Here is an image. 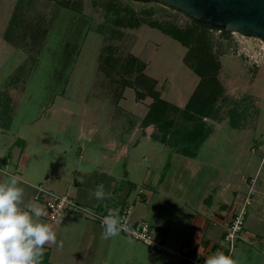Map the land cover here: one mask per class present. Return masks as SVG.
<instances>
[{
    "label": "rangeland",
    "instance_id": "rangeland-1",
    "mask_svg": "<svg viewBox=\"0 0 264 264\" xmlns=\"http://www.w3.org/2000/svg\"><path fill=\"white\" fill-rule=\"evenodd\" d=\"M74 1L80 3L76 12L48 0H0V113L12 116L6 122L12 139L19 130L24 135L34 128L49 130L56 134L48 141L55 156L66 151L65 159L74 166L110 168L121 186L128 173L134 184L130 206L148 189L147 177L159 183L183 159L177 150L186 146L184 135L194 123L172 113L175 124L163 144L157 126L142 125L152 98L136 99V91L148 92L135 79L151 78L161 99L183 108L199 77L189 66L187 49L159 30L146 24L131 29L134 20L109 17L104 5ZM120 7L122 15L144 22L179 28L191 24L185 15L160 3L125 2ZM212 38L224 95L204 121L215 136L189 151L218 164L220 160L211 157L213 140L223 135L220 131L237 129L242 136L238 133L236 139L244 140L245 154L254 161L253 177L259 180L264 163L260 165L259 153L251 149L264 142V63L251 66L227 51L230 41L216 34ZM126 81L129 86L123 85ZM8 87L17 90L13 102ZM80 131L87 137L78 139ZM32 144L31 149L43 156L41 145Z\"/></svg>",
    "mask_w": 264,
    "mask_h": 264
},
{
    "label": "crops",
    "instance_id": "crops-1",
    "mask_svg": "<svg viewBox=\"0 0 264 264\" xmlns=\"http://www.w3.org/2000/svg\"><path fill=\"white\" fill-rule=\"evenodd\" d=\"M8 88L7 95L13 102L17 90ZM11 119V114L0 113V179L17 176L25 203L38 205L45 213L48 196L41 189L51 194L62 192L59 196L67 195L107 214L110 208L120 214L128 206L134 187L128 173L126 185L121 186L110 168L94 164L74 166L65 159L66 151L55 156L48 141L55 139L56 134L49 130L34 128L30 135L19 130L14 135L17 139H12L6 123ZM238 133L242 136L237 129L220 131L221 136L216 134L211 157L220 160L218 164L200 160L198 155L182 156L159 183L147 177L148 189L131 202L128 221H146L153 239L166 252H155L120 232L104 239L102 226L74 214L50 222L45 213L41 219L52 227L57 243L45 245L43 253H48L51 264H204L205 258L217 252L230 256L235 264H264V173L257 179L241 238L230 253L222 241L233 210L247 190V181L254 175V161L245 154L244 140L236 139ZM214 134L213 130L208 137ZM85 137L80 131L78 139ZM32 143L41 145L44 157L39 150L31 149ZM99 185L110 193L109 198L98 201L90 195Z\"/></svg>",
    "mask_w": 264,
    "mask_h": 264
},
{
    "label": "trees",
    "instance_id": "trees-1",
    "mask_svg": "<svg viewBox=\"0 0 264 264\" xmlns=\"http://www.w3.org/2000/svg\"><path fill=\"white\" fill-rule=\"evenodd\" d=\"M48 1H53L56 5L65 9H70L74 12H76L78 7H80V3L74 0ZM90 1L91 6L94 7L103 5L106 6V10L108 12L107 16L109 17L110 15H112V18L115 19L126 18L132 21L134 20V22L130 26H128L131 29L138 28L142 24H146L151 28L159 30L162 34L172 38L187 49L186 57L187 60L189 59V66L199 77V82L183 108L176 107L161 99L159 92L153 90L154 80H152L151 78L146 77V79L144 78L141 81H138V79L141 78L140 76L138 79H135L134 83L136 85L142 84L141 87L145 88V90H147L148 92L147 94H145L143 91H136L137 100H142L145 96H150L152 98V102L148 105V110L142 119V125L144 127H147L149 125L157 126L162 132L159 140L163 144L166 143L169 131L175 124L174 120L170 118V115L172 113L179 114L182 120H184L185 122H194L193 127L184 135L186 146L181 148L180 150H177V153L181 154L182 156L192 158L195 155V152L189 151V147L197 149L208 137L210 131L206 127L204 121L214 114L217 101L224 95L223 87L218 79L220 64L218 62L216 54L213 51V42L211 40L212 36L210 33L212 30L219 29L212 28L207 24H199L190 19L181 11L172 7L170 8L178 11L179 13H182L187 18H189L191 24L179 28L173 24L144 22L138 18H135L131 14L122 15L120 9V5L122 3L120 2V0ZM128 1H137L140 3H160L155 0ZM227 33H229V31L222 30L223 35H226ZM193 58L194 60H192ZM126 82L127 83L123 85L129 86L130 81ZM145 82L146 84H144ZM41 264H51L49 262L48 253H43Z\"/></svg>",
    "mask_w": 264,
    "mask_h": 264
},
{
    "label": "clouds",
    "instance_id": "clouds-1",
    "mask_svg": "<svg viewBox=\"0 0 264 264\" xmlns=\"http://www.w3.org/2000/svg\"><path fill=\"white\" fill-rule=\"evenodd\" d=\"M20 183L15 175L0 179V264H41L45 245L56 244L57 237L52 227L41 219L44 211L38 205L24 202V189ZM90 195L98 201L110 197L103 185ZM102 226L104 239L119 234L121 222L117 209H108ZM204 264L235 262L223 252H217L205 258Z\"/></svg>",
    "mask_w": 264,
    "mask_h": 264
},
{
    "label": "built area",
    "instance_id": "built-area-1",
    "mask_svg": "<svg viewBox=\"0 0 264 264\" xmlns=\"http://www.w3.org/2000/svg\"><path fill=\"white\" fill-rule=\"evenodd\" d=\"M210 33L212 36L216 34L217 37H221L222 39L225 38V42L230 41V49L227 51L238 55L251 66H258L261 63H264V43L262 41L252 38H244L231 31H229V35H223L222 30L220 29L212 30ZM251 151L252 153H259L260 163L262 165L264 163V142L253 147ZM256 184L257 176L252 177L247 181V191L242 196L241 201L235 206L232 218L223 233L222 241L226 244L229 253L234 249L236 242L241 238L247 211L251 205L252 197L255 194ZM39 190L48 196L45 203V213L46 218L50 222H57L63 216L70 213L102 226L103 218L107 213L83 206L67 195L59 196L47 193L41 189ZM142 193L143 191H140L139 194ZM130 210L131 207L126 206L120 212L119 218L121 227L119 232L135 241L141 242L155 252H166L165 247L153 239L150 232V226L146 221L141 220L134 223L128 221Z\"/></svg>",
    "mask_w": 264,
    "mask_h": 264
},
{
    "label": "water",
    "instance_id": "water-1",
    "mask_svg": "<svg viewBox=\"0 0 264 264\" xmlns=\"http://www.w3.org/2000/svg\"><path fill=\"white\" fill-rule=\"evenodd\" d=\"M199 24L264 43V0H155Z\"/></svg>",
    "mask_w": 264,
    "mask_h": 264
},
{
    "label": "flooded vegetation",
    "instance_id": "flooded-vegetation-1",
    "mask_svg": "<svg viewBox=\"0 0 264 264\" xmlns=\"http://www.w3.org/2000/svg\"><path fill=\"white\" fill-rule=\"evenodd\" d=\"M125 1H126V2H129L128 0H120L121 3H123V2L125 3ZM129 3H140V2H137V1H130Z\"/></svg>",
    "mask_w": 264,
    "mask_h": 264
}]
</instances>
